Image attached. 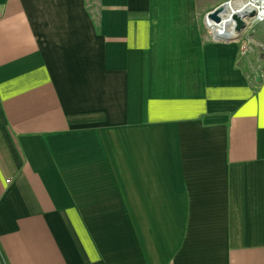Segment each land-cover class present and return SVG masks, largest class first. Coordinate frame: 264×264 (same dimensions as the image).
Listing matches in <instances>:
<instances>
[{"label":"crops","instance_id":"crops-1","mask_svg":"<svg viewBox=\"0 0 264 264\" xmlns=\"http://www.w3.org/2000/svg\"><path fill=\"white\" fill-rule=\"evenodd\" d=\"M95 3L0 0V264H264V23Z\"/></svg>","mask_w":264,"mask_h":264},{"label":"bare ground","instance_id":"bare-ground-1","mask_svg":"<svg viewBox=\"0 0 264 264\" xmlns=\"http://www.w3.org/2000/svg\"><path fill=\"white\" fill-rule=\"evenodd\" d=\"M250 15L253 16L250 17ZM263 16L264 0H234L233 3H225L224 6L220 5L215 8L206 18L215 26L216 30L224 35L231 36L220 37L211 33V37L229 40L236 35L235 25L238 21H244L247 24L252 23L254 25L255 23L262 22L264 19Z\"/></svg>","mask_w":264,"mask_h":264},{"label":"rangeland","instance_id":"rangeland-1","mask_svg":"<svg viewBox=\"0 0 264 264\" xmlns=\"http://www.w3.org/2000/svg\"><path fill=\"white\" fill-rule=\"evenodd\" d=\"M194 3L196 4L197 7V22L199 23L200 26V31L201 34L204 38H208L210 40H215L212 38V34H216L217 36L220 37H231L230 35H224L218 30L215 29V26L212 25V23L206 18L210 12H212L215 8L219 7L220 5H225V3H233L234 0H193ZM229 1V2H228ZM86 5L88 8L92 10V14H96V3L95 0H85ZM91 12V11H90ZM253 16V15H252ZM250 15V17H252ZM249 17V16H248ZM207 22V25H206ZM242 24L240 26L239 23H236L235 25V31L236 35L234 38L230 39L229 42L236 43L241 46L242 49H244L246 46L249 44H253L255 41L254 35L257 29L261 26L262 23H264V20L262 22L255 23L252 25V23L247 24L244 21H240ZM211 30V31H210ZM253 58L255 59L256 53L253 54Z\"/></svg>","mask_w":264,"mask_h":264},{"label":"water","instance_id":"water-1","mask_svg":"<svg viewBox=\"0 0 264 264\" xmlns=\"http://www.w3.org/2000/svg\"><path fill=\"white\" fill-rule=\"evenodd\" d=\"M237 23H239L240 26L242 25V24L240 23V21H238ZM215 40H217V41H225V42H229L230 39H229V40H225V39L222 40L221 38H217V39H215Z\"/></svg>","mask_w":264,"mask_h":264},{"label":"built area","instance_id":"built-area-1","mask_svg":"<svg viewBox=\"0 0 264 264\" xmlns=\"http://www.w3.org/2000/svg\"><path fill=\"white\" fill-rule=\"evenodd\" d=\"M264 17V16H263ZM264 20V19H263ZM212 38H214V37H212ZM215 39V38H214Z\"/></svg>","mask_w":264,"mask_h":264}]
</instances>
